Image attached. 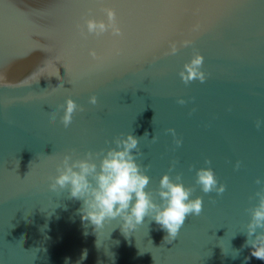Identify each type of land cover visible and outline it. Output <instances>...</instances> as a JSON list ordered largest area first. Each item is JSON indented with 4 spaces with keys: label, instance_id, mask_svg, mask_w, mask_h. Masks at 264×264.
Instances as JSON below:
<instances>
[{
    "label": "water",
    "instance_id": "95a60500",
    "mask_svg": "<svg viewBox=\"0 0 264 264\" xmlns=\"http://www.w3.org/2000/svg\"><path fill=\"white\" fill-rule=\"evenodd\" d=\"M197 56L203 81L186 79ZM130 134L154 203L165 175L202 198L173 241L149 217L94 231L49 191L65 156L99 170ZM202 168L222 194L200 190ZM261 197L264 0H0V264H264L243 247Z\"/></svg>",
    "mask_w": 264,
    "mask_h": 264
},
{
    "label": "clouds",
    "instance_id": "9594fccd",
    "mask_svg": "<svg viewBox=\"0 0 264 264\" xmlns=\"http://www.w3.org/2000/svg\"><path fill=\"white\" fill-rule=\"evenodd\" d=\"M108 18L109 25L89 20L88 32H105L114 19L112 11H108ZM113 30L119 34V29L113 28ZM174 52L175 48H173ZM201 64L202 57L197 56L190 65H186L185 69L188 73L186 79L199 78L203 81V74L198 71ZM37 73L42 74L41 69H38ZM181 75L184 77V73ZM89 103L95 104L96 98L92 97ZM77 109L78 105L74 100L65 101L64 115L61 119L65 127L70 125L72 114ZM55 118V114L50 115V119ZM147 135L145 133V136ZM138 143V139L131 134L117 141L116 149H111L103 155L99 170L95 163L90 162L91 153L88 154V159L75 162H70L71 157L65 156L56 166L57 175L50 177L49 191L60 193L67 189L70 198L82 201L79 209L81 221L92 225L94 231L103 229L107 222L119 221L120 231L127 237L143 224L145 217H149L159 225L160 230L167 233L165 241H173L188 216L200 215L202 198L191 199L192 190L179 182V177L177 182H173L165 175L160 180L159 196L162 204L154 203L152 197L145 191L150 178L142 172L133 155ZM259 182L258 180L257 183ZM196 183L205 194L213 191L222 194L225 190L223 185L217 186L218 181L211 168L197 171ZM246 233L247 239L243 247L250 248L251 257L264 262V197H261L258 207L252 212ZM86 258L85 250L81 259Z\"/></svg>",
    "mask_w": 264,
    "mask_h": 264
}]
</instances>
